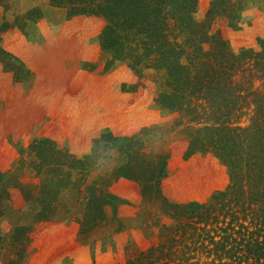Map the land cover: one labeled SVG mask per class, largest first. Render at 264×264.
I'll return each mask as SVG.
<instances>
[{"label":"trees","instance_id":"16d2710c","mask_svg":"<svg viewBox=\"0 0 264 264\" xmlns=\"http://www.w3.org/2000/svg\"><path fill=\"white\" fill-rule=\"evenodd\" d=\"M14 1L0 0V8ZM249 1L264 0H212L201 21L199 0H49L71 16L105 18L102 45L112 60L142 77L162 73L155 99L184 124L185 155L214 154L230 182L205 200L176 202L164 191L171 152L149 151L138 133L103 131L85 155L40 138L30 145L29 166L22 158L0 171V219L16 188L36 222L73 208L62 196L78 192L80 234L104 238L109 229L112 236L131 226L120 212L130 202L110 190L125 178L140 188L144 208L158 212L141 222L145 246L118 264H264V35L257 45L235 48L224 29L212 30L218 17L240 28ZM11 26L5 22L0 33ZM10 55L0 34V61L11 70ZM245 115L247 123L240 121ZM110 152L115 161L104 165ZM27 167L39 178L37 196L22 180ZM30 230H11V244L22 248L10 264H21ZM4 241L0 233V249Z\"/></svg>","mask_w":264,"mask_h":264},{"label":"rangeland","instance_id":"374dc122","mask_svg":"<svg viewBox=\"0 0 264 264\" xmlns=\"http://www.w3.org/2000/svg\"><path fill=\"white\" fill-rule=\"evenodd\" d=\"M238 2L239 0H234ZM212 0H199L197 17H207ZM2 44L13 66L0 61V171L15 169L22 158L30 165V145L50 138L59 146L85 155L103 131L142 136L149 151L171 152L164 191L176 202L205 200L230 182V172L212 153L185 155L184 124L156 102L162 73L137 75L102 45L106 20L100 16H71L49 0H15L9 9L0 8ZM224 29L232 46L257 45L264 35V1H249L240 28L228 26L218 17L212 30ZM261 82H258V84ZM248 122L245 115L240 120ZM103 164L115 161V152ZM23 182L39 194V178L27 167ZM110 190L125 203L120 212L132 219L131 226L112 236L85 238L80 234L78 192L62 198L73 208L61 210L54 219L35 221L14 189L8 213L0 219L4 238L0 264L19 258L22 246L11 244V230L30 225L29 240L21 264H118L145 246V217L157 208H144L143 194L125 178L114 181ZM82 196V195H81ZM165 220L170 221L168 217Z\"/></svg>","mask_w":264,"mask_h":264}]
</instances>
